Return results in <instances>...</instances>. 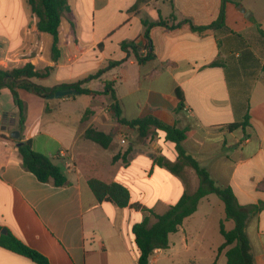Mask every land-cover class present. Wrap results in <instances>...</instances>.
<instances>
[{"label":"crops","instance_id":"obj_1","mask_svg":"<svg viewBox=\"0 0 264 264\" xmlns=\"http://www.w3.org/2000/svg\"><path fill=\"white\" fill-rule=\"evenodd\" d=\"M136 4L138 8L131 11ZM239 4L248 13L242 12ZM239 4L226 3L227 29L198 34L185 24L174 29L152 28L156 57L140 64L132 53L123 51L121 43L135 40L144 48V20L155 22L162 17L169 25L189 20L196 26H208L218 20L222 0H71L72 12L61 26L58 60L54 59L53 38L37 29V19L26 1L0 0V68L27 63L38 69L52 68L48 77L34 82L54 87L84 80L111 61L121 62L83 86L96 90L104 81H114L122 118L153 116L169 126L188 127L183 143L187 153L208 170L218 186L230 187L240 206H261L264 0H242ZM178 89L185 101L180 111ZM74 95L55 101L20 90L25 123L19 129V111L12 94L8 88L1 89L0 237L6 230L44 255L50 264H139L132 227L147 217L155 223L150 210L162 215L189 192L182 179L188 167L178 176L148 156L153 153L156 160L166 161L163 157L168 156L172 163L177 161L175 144L162 132L161 140L146 138L145 149L132 146L127 163L122 156L128 148L119 145L112 149L115 138L106 150L120 159L103 164L98 151L89 146L93 141L85 138V132L90 127L102 130L116 125L110 103L105 100V107H88L93 114L85 118L86 111L66 106L76 100ZM245 97L249 98L248 108L244 107ZM247 109L249 126L232 127L243 122ZM123 128L130 129L124 126L120 130ZM14 131L20 132L18 139L12 136ZM102 131L110 133L111 128ZM28 140L35 151L63 170L67 185L41 182L23 167L18 144ZM136 150L146 152L136 155ZM135 164L143 177H129ZM157 175L161 181L156 192L162 196L152 203L142 194L148 190L147 182L155 183ZM92 178L126 186L130 204L121 208L108 200L98 201L88 184ZM134 182L141 183L136 197L128 186ZM210 195L200 201L198 210L184 220L179 231L170 235L169 248L154 251L150 264H220L223 257L227 264L228 248L218 253L224 238L212 244L205 230L206 215L198 218L202 203ZM246 232L255 263L264 264V209L250 216ZM0 264L38 263L0 246Z\"/></svg>","mask_w":264,"mask_h":264},{"label":"trees","instance_id":"obj_2","mask_svg":"<svg viewBox=\"0 0 264 264\" xmlns=\"http://www.w3.org/2000/svg\"><path fill=\"white\" fill-rule=\"evenodd\" d=\"M25 1L29 10L37 19V29L41 33L48 34L53 38L54 59L58 60L60 56L59 45L61 42V26L64 18L72 12L71 0ZM230 1L239 4L242 0H222V7L218 20L208 26H196L189 20L169 25V22L162 17L155 22L144 20L143 23L146 27L144 32L146 45L144 48L135 40L123 41L121 47L123 51L128 54L132 53L138 62L143 64L156 57L150 36V31L154 27L161 26L167 29H174L185 24L191 31L198 34L227 29L225 24V8L226 3ZM138 4H136L131 11L136 10ZM171 20L173 22L176 21L175 15L172 14ZM262 36L264 37V34H262ZM119 64H121V62L111 61L106 68L100 69L96 74L90 75L84 80L73 83H63L54 87H45L34 82L35 79L48 77L52 68L38 69L31 63L19 67L10 66L7 68H0V91L3 88H8L10 90L14 104L19 111V129H21L25 123V104L21 99L20 90H25L44 99H49L51 95L59 90L71 89L77 92L76 95L89 96L93 100L102 98L110 103L109 111L116 122V125L111 129L110 133H106L94 127L88 128L85 132L86 139L95 142L102 148L109 149L115 140V135L117 136L120 129L124 126L136 131L141 140H145L151 136L153 137L154 132L157 131L164 133L165 138L175 144L178 152L177 161L172 163L158 158L157 163L161 166H165L170 172L178 176L183 175L185 167L194 169L199 178V187L195 192L186 191L180 200L162 215L156 214L150 210L156 218L155 223L151 224L150 218L147 217L142 222L132 227V234L140 252L139 264H150V257L155 250L169 248L170 235L179 231L184 220L192 216L198 210L200 201L210 194H216L224 203L225 221L234 222V228L230 230L227 229L225 221L220 222L219 231L224 238V243L219 247L218 253L220 254L228 248L225 253L227 264H256L246 228L250 216L264 209V204H261V206L242 207L238 204L236 196L230 187H221L216 184L208 170L202 167L193 156L189 155L183 145L189 131L188 127L179 128L177 126H169L153 116L134 120L122 118L114 81H104L101 90H92L83 86L84 83L100 77L105 71ZM214 64L219 65L222 63L214 62ZM177 94L179 99L177 110L180 111L185 106L184 95L179 89L177 90ZM244 100V107L248 108L249 98L245 97ZM90 114H93V111L88 108L84 117L88 118ZM239 126H242L244 129L249 126L248 109L244 115L243 122L235 124L232 127ZM20 143L18 149L22 158V165L27 171L32 172L44 183H53L58 187L68 184V178L63 170L58 165L54 164L48 156L35 151L30 140ZM131 151L132 146H129L125 155L122 156L125 163L128 162L127 155H129ZM118 159H120V156H114L113 161L116 162ZM88 184L97 200L100 202L108 200L121 208L127 207L130 204V191L121 183H106L99 179L92 178L88 181ZM258 188L264 191V180L259 184ZM0 246L9 251L29 257L38 264H50L49 260L44 255L30 248L11 233L1 235Z\"/></svg>","mask_w":264,"mask_h":264},{"label":"rangeland","instance_id":"obj_3","mask_svg":"<svg viewBox=\"0 0 264 264\" xmlns=\"http://www.w3.org/2000/svg\"><path fill=\"white\" fill-rule=\"evenodd\" d=\"M102 84L98 86V88L96 90H101L102 89ZM61 98H54L55 101L60 100ZM47 100V99H45ZM53 100V99H52ZM47 102V101H46ZM92 104V106H90ZM106 101L105 99L102 98H98L95 99L94 102L91 101V98L88 96H80V95H76V100H71L69 103L66 104V106L68 107H73L75 108L77 111L78 109H82L84 112L86 111V109L88 107H93V106H100V107H105L106 106ZM1 111V110H0ZM112 129L113 127L109 126H105L102 127V130H108V129ZM122 129V128H121ZM121 131V130H120ZM119 135L121 136V139L118 138ZM162 136V137H161ZM116 141L115 144L113 145L112 149H115L117 146H125L123 148L127 149L129 146H136V145H142V149H145L147 147V143L145 140H141L136 131L132 130V129H126L118 132L117 136L115 135ZM151 141L152 140H157L163 138V135L160 134V132L155 131L154 132V136H151ZM150 143V142H149ZM89 146H92L93 150H97L99 153V159L103 164H111L112 162L114 163L113 159V153L111 150H106L101 148L100 146H98L97 144L93 143V142H89L88 143ZM137 146V147H140ZM139 149V148H138ZM146 151H135V154H143ZM148 156H153V160L154 163H157V160L154 158L153 153L148 155ZM166 161H171L172 159L169 158L168 156L163 157ZM140 167L137 166L135 164L133 170L131 171V175L129 176V174L127 175V177L129 176L130 178H139L141 175L142 177L144 176L143 171L142 174L140 172ZM195 173L192 170V168L188 167L186 168L185 172H184V176L182 177L184 183L186 184V188L188 189L189 192H194L195 189H197V181H195ZM160 176L157 175V177H155V183L153 182L152 184H150V182H147V187L148 190L147 192H145V194H142V196L146 197V200L152 201V203H156L158 198L161 197L162 195H158L157 194V183L158 181L161 179L159 178ZM140 182H134L132 184H129L128 186L131 189L132 195L133 196H137L139 191H140ZM150 186V187H149ZM142 187H144V182H142ZM180 191V190H178ZM166 194V192L164 191V195ZM208 200L210 202V204H208ZM224 203L221 201V199L216 195V194H212L208 197V199H205L204 202L201 205V210L199 213L198 218H201L204 214L206 215V219L205 221V230L206 232L210 235L211 238V243L212 244H219L221 241H223V237L220 234L219 231V226H220V220L224 217L225 215V211H224ZM226 227L228 229V227H233L234 226V222H230L228 223V221H226ZM203 264V263H201ZM220 264H226V260L223 257L222 261L220 262Z\"/></svg>","mask_w":264,"mask_h":264},{"label":"water","instance_id":"obj_4","mask_svg":"<svg viewBox=\"0 0 264 264\" xmlns=\"http://www.w3.org/2000/svg\"><path fill=\"white\" fill-rule=\"evenodd\" d=\"M238 8L240 10H242V12L244 13H248L246 12L247 10L245 8H243L242 4H239L238 5ZM74 94H77V92L75 90H71V89H65V90H59L57 91L55 94L51 95L49 98L50 99H54V98H62V97H66V96H71V95H74ZM12 136L15 138V139H18L20 137V132L19 131H14L12 133ZM21 143H19L18 145H20ZM3 233L6 234L7 231L6 230H3Z\"/></svg>","mask_w":264,"mask_h":264},{"label":"built area","instance_id":"obj_5","mask_svg":"<svg viewBox=\"0 0 264 264\" xmlns=\"http://www.w3.org/2000/svg\"><path fill=\"white\" fill-rule=\"evenodd\" d=\"M8 61H10V60H8ZM2 121H3V116L0 114V124L2 123Z\"/></svg>","mask_w":264,"mask_h":264}]
</instances>
